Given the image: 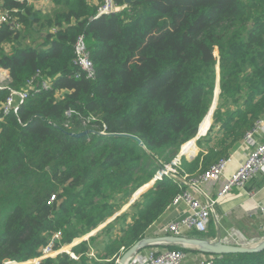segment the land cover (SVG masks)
I'll use <instances>...</instances> for the list:
<instances>
[{"label": "trees", "instance_id": "1", "mask_svg": "<svg viewBox=\"0 0 264 264\" xmlns=\"http://www.w3.org/2000/svg\"><path fill=\"white\" fill-rule=\"evenodd\" d=\"M53 2L52 12L43 14L27 2L4 0L17 10L21 27L0 26V68L9 71L0 114L10 88L44 79L53 89L0 120V264L38 257L58 231L56 249L83 239L182 147L195 153L191 140L206 116L202 133L212 121L208 112L220 77L207 152L191 161L181 155L177 174L157 179L132 214L116 216L75 244L78 258L62 252L41 262L116 264L189 180L228 158L264 117V0H116L126 7L100 17V3ZM80 36L91 53L93 78L73 61ZM211 264H264V250L217 255Z\"/></svg>", "mask_w": 264, "mask_h": 264}, {"label": "built area", "instance_id": "2", "mask_svg": "<svg viewBox=\"0 0 264 264\" xmlns=\"http://www.w3.org/2000/svg\"><path fill=\"white\" fill-rule=\"evenodd\" d=\"M20 2H28L30 0H17ZM126 5H119L116 0H101L96 17L102 15H111L121 12ZM17 10H12L9 8H4L0 12V26L3 24H12L16 29L21 27V22L15 16ZM74 64L78 69L85 74L88 78H93L95 76V66L91 59V53L88 50L85 42V37L80 36L75 45L74 50ZM79 75V74H78ZM9 77L0 75V88L5 87V80ZM52 90L53 84L50 80H42L39 83L36 80H31L28 86L22 89L10 88V94L5 101L1 114L0 120H3L6 116L11 113H17L20 106L31 96L35 95L41 90ZM74 111L70 110L68 115H71ZM264 126V117L260 118L255 127L250 130L246 136L245 140L253 141L255 134ZM101 134H106L102 132ZM254 143V142H253ZM181 154L168 166L166 170L162 169L158 172L157 179H161L164 175L177 174V168L181 164ZM228 158H223L217 163L213 164L205 172H203L198 177L188 181L193 189L198 190L203 184L209 183L217 179L223 172L228 164ZM264 170V140L257 144V146L250 152L246 160L242 165L236 170V172L227 179L225 184L221 187L217 194L216 199L202 200L197 197L192 191L185 189L183 193L178 195L174 203H178L181 200L186 201L189 212L186 216L178 221L171 222L166 227V232L168 235L173 236H184L187 231H198L205 232L208 229V225L211 219L212 211L214 210V205L217 200L225 197L229 192H231L235 187H244L247 182L257 173ZM262 213L264 215V206L262 207ZM62 239V233L60 231L55 232L44 246L40 248V255L32 260L24 263H16L9 261L4 262V264H41V262L48 257H55L59 253L68 252L73 258H78V256L72 252V247L79 243V241L73 243L72 246H62L60 249H56L58 243ZM91 255H95L94 252ZM185 257V251L183 249H164L157 251V249L149 250L147 253H136L131 258L127 260L125 264H181L183 258ZM215 256L211 257L210 260L204 262L203 264H211ZM119 260V259H118ZM117 260V261H118Z\"/></svg>", "mask_w": 264, "mask_h": 264}, {"label": "crops", "instance_id": "3", "mask_svg": "<svg viewBox=\"0 0 264 264\" xmlns=\"http://www.w3.org/2000/svg\"><path fill=\"white\" fill-rule=\"evenodd\" d=\"M92 3H100L101 0H90ZM27 4L32 5L35 9L40 10L43 14L51 13L55 8V3L53 0H30ZM5 8L4 0H0V12ZM0 75L6 77L9 75V71L5 68H0ZM214 122L212 119L208 129L201 135L195 138L194 145L196 148L195 153L192 155H187L186 158L191 161L200 152L206 153L207 144L212 135H208V131ZM216 133V132H215ZM214 133V134H215ZM213 134V135H214ZM200 140V143H199ZM264 140V126L255 134L253 141L242 140L235 145L230 150L228 156V164L225 168L223 174H221L217 179L203 184L198 190L193 189L189 184L187 185V190L192 191L197 197L202 200H207L209 198L216 199L217 194L221 187L225 184L227 179L231 177L236 170L244 163L250 152ZM254 142V143H253ZM145 185L139 195L136 194L130 199V201L123 206V208L109 221L101 225L96 231H93L90 235L96 233L97 231L104 228L110 221H112L116 216L123 213L134 212L133 204L134 202L145 192L148 188ZM151 187V186H150ZM149 187V188H150ZM264 206V170L255 174L244 187H235L231 192H229L225 197L217 200L214 205V210L211 214V219L208 225L207 237L192 236L198 231H187L184 236L202 238L207 240H217L219 236L221 241L227 244L233 245H254L264 238V215L262 213V207ZM189 212V207L186 201L181 200L178 203H173L165 214L154 223L147 232V237H163L168 235L166 232V227L173 221H178ZM126 223L132 222V216L128 214L125 221ZM121 226H125L122 222H119ZM116 227H119L116 226ZM202 233V232H198ZM90 235L85 236L83 239H87ZM83 239L78 240L81 242ZM172 244H154L141 249L140 253H147L149 250L157 249L161 251L164 249H169ZM180 247L186 248L185 257L181 264H203L204 262L211 259L214 255L203 253L195 247H185L178 245ZM216 257V256H215Z\"/></svg>", "mask_w": 264, "mask_h": 264}, {"label": "water", "instance_id": "4", "mask_svg": "<svg viewBox=\"0 0 264 264\" xmlns=\"http://www.w3.org/2000/svg\"><path fill=\"white\" fill-rule=\"evenodd\" d=\"M128 3L131 2V0H126ZM219 67V66H218ZM220 68H218L219 71ZM221 89H220V77H218L217 81V87H216V92H215V98L214 102L211 106V109L208 113L212 111L211 117L213 119L215 110L218 105V100H219V95H220ZM207 117V116H206ZM205 117V119H206ZM205 119L202 121L199 127L198 134L195 138L201 135V127L205 121ZM76 136H81L84 133H72ZM111 135V134H109ZM117 135V134H116ZM137 140L141 142V140L137 137H135ZM195 138L192 139L195 141ZM191 140V141H192ZM190 142V141H189ZM188 143V142H187ZM181 155H184L183 152V147L181 150ZM164 170L167 168L164 167ZM156 181V178H154L150 183L147 184L145 188H149L152 186ZM144 189H140L137 193L139 195ZM161 243H166V244H172V245H182L185 247H195L199 249L203 253H208L212 254L214 256L217 255H223V254H230V253H255V252H260L264 250V238L261 239L259 242H257L254 245H233V244H227L223 243L221 241V237L217 240H207V239H202V238H194V237H187V236H173V235H166L163 237H144L143 239L139 240L137 243H135L131 248H129L127 251L123 253V255L119 258L116 264H125L129 258H131L133 255L141 251V249L154 245V244H161ZM10 260L7 259L5 262H9Z\"/></svg>", "mask_w": 264, "mask_h": 264}, {"label": "rangeland", "instance_id": "5", "mask_svg": "<svg viewBox=\"0 0 264 264\" xmlns=\"http://www.w3.org/2000/svg\"><path fill=\"white\" fill-rule=\"evenodd\" d=\"M218 68H219V67H218ZM210 114H212V111L210 112ZM183 152H184V154H185L184 149H183ZM192 236L207 237L208 234H207V233H198V232H195L194 234H192ZM72 245H73V243L70 244V245H66V246H67L68 249H69V246H72Z\"/></svg>", "mask_w": 264, "mask_h": 264}, {"label": "bare ground", "instance_id": "6", "mask_svg": "<svg viewBox=\"0 0 264 264\" xmlns=\"http://www.w3.org/2000/svg\"><path fill=\"white\" fill-rule=\"evenodd\" d=\"M183 149H184V147H183ZM186 154V153H185Z\"/></svg>", "mask_w": 264, "mask_h": 264}]
</instances>
